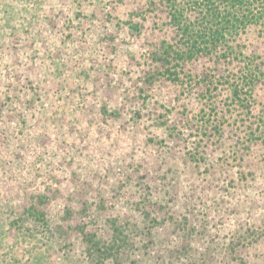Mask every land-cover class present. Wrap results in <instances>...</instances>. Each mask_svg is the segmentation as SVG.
Instances as JSON below:
<instances>
[{"label": "rangeland", "instance_id": "1", "mask_svg": "<svg viewBox=\"0 0 264 264\" xmlns=\"http://www.w3.org/2000/svg\"><path fill=\"white\" fill-rule=\"evenodd\" d=\"M108 6L0 0V264H180L190 226L196 264H264V142L205 143ZM114 225L124 256L90 257Z\"/></svg>", "mask_w": 264, "mask_h": 264}, {"label": "trees", "instance_id": "2", "mask_svg": "<svg viewBox=\"0 0 264 264\" xmlns=\"http://www.w3.org/2000/svg\"><path fill=\"white\" fill-rule=\"evenodd\" d=\"M109 1L117 27L156 36L148 63L157 62L154 71L179 86L178 96L193 94L200 113L194 128L205 143H227L236 153L252 140L264 142V0ZM113 228L109 239L83 234L90 257L124 256L128 238ZM194 234L193 226L186 229L175 253L180 264H196L189 247ZM250 234L257 245L263 241Z\"/></svg>", "mask_w": 264, "mask_h": 264}]
</instances>
